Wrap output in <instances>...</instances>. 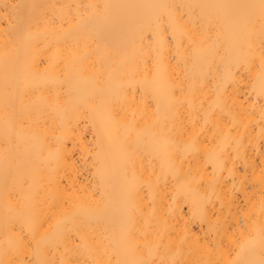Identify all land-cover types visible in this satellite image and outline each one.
<instances>
[{"label": "bare ground", "instance_id": "bare-ground-1", "mask_svg": "<svg viewBox=\"0 0 264 264\" xmlns=\"http://www.w3.org/2000/svg\"><path fill=\"white\" fill-rule=\"evenodd\" d=\"M0 264H264V0H0Z\"/></svg>", "mask_w": 264, "mask_h": 264}]
</instances>
